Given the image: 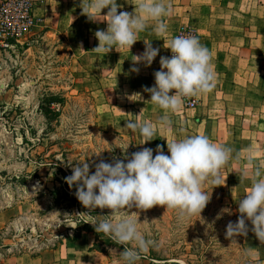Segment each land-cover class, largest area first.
Masks as SVG:
<instances>
[{
    "label": "rangeland",
    "instance_id": "374dc122",
    "mask_svg": "<svg viewBox=\"0 0 264 264\" xmlns=\"http://www.w3.org/2000/svg\"><path fill=\"white\" fill-rule=\"evenodd\" d=\"M29 2L31 21L22 22L14 6L0 22L8 43L0 42V264H58L69 254L76 264H119L124 246L85 222L105 215L135 217L156 241L137 264H153V253L174 257L164 264H255L248 255L259 252L251 222L246 236L225 233L241 215L237 200L250 187L241 172L251 175L255 163L264 162V0H165L167 39L197 36L211 53L215 77L211 91L184 98L177 112L167 113L171 131L158 123L164 110L144 91L155 83L160 57L172 55L164 37L149 28L131 48L97 53L94 33L107 29V8L93 22L82 14L81 0ZM137 2L117 0L118 12H134ZM144 40L159 48L150 66L132 60L145 50ZM137 115L157 128L144 144L138 130L125 127ZM194 134L232 149L222 185H202L210 199L201 214L181 220L164 205L89 210L64 179L81 162L94 173L101 160L125 159L121 148L128 145V158L144 147L155 156L157 145L170 155L164 137ZM250 147L256 156L251 166ZM75 241L77 247L70 244ZM96 249L102 259L88 254Z\"/></svg>",
    "mask_w": 264,
    "mask_h": 264
},
{
    "label": "clouds",
    "instance_id": "9594fccd",
    "mask_svg": "<svg viewBox=\"0 0 264 264\" xmlns=\"http://www.w3.org/2000/svg\"><path fill=\"white\" fill-rule=\"evenodd\" d=\"M134 5L132 13L118 12L117 0H81L80 7L82 14L93 22L101 20L97 14L102 15V10L108 9L102 15L107 21V29L94 33L99 42L94 48L97 53H108L113 48L121 52L126 46L131 48L138 34L149 28L156 36L164 37V47L170 49L172 55L160 57V69L153 73L155 83L151 87L144 86V91L151 94L153 104L164 110L158 123L171 131L172 122L167 113L177 112L184 98L207 93L214 87L211 53L195 35H176L167 39L165 18L170 14V5L165 0H138ZM144 43L143 53L135 55L132 60L150 66L159 48L153 47L148 40ZM133 71L139 69L133 68ZM125 127L133 132L139 131L144 138L140 144L152 140L157 131L151 121L139 115L135 120H127ZM164 138L170 155L157 145L155 156L153 148L144 147L128 158V145L121 148L125 159L113 157L112 163L101 160L95 164L94 173H90L89 163L81 162L73 165L72 174L64 179L70 188L76 186L74 195L89 210L99 207L118 213L133 205L139 209L164 205L166 209L177 210L181 220L201 214L210 199L202 185H222L221 169L232 158V149L202 134ZM247 161L250 166L256 161L251 147ZM240 179L241 182L249 179L250 187L245 189L244 197L237 200L241 215L236 222L229 221L225 235L229 238L238 234L246 236L249 231L246 220H249L250 230L264 243V162H256L251 175L248 170L242 171ZM85 222H91L97 233H104L124 246L120 251L119 264H137L141 254L157 246L156 241L140 230L137 219L131 215H105L104 219ZM65 224L75 227L69 221ZM248 255L253 257L251 252Z\"/></svg>",
    "mask_w": 264,
    "mask_h": 264
},
{
    "label": "built area",
    "instance_id": "2783aa9c",
    "mask_svg": "<svg viewBox=\"0 0 264 264\" xmlns=\"http://www.w3.org/2000/svg\"><path fill=\"white\" fill-rule=\"evenodd\" d=\"M8 1V0H7ZM5 1L2 2L0 4V22L4 23V18L5 15L7 13V11L9 10V8L11 7H16V9L20 10V12L22 13L21 15V21L26 23L24 19H29L31 21V19H33L35 16L32 14V8H31V3L29 2V0H10V1ZM7 35L6 32L4 30H0V42L3 46L8 45L7 41Z\"/></svg>",
    "mask_w": 264,
    "mask_h": 264
},
{
    "label": "crops",
    "instance_id": "0c3cea01",
    "mask_svg": "<svg viewBox=\"0 0 264 264\" xmlns=\"http://www.w3.org/2000/svg\"><path fill=\"white\" fill-rule=\"evenodd\" d=\"M5 1L6 0H0V3L5 2ZM255 239H256L257 249L259 248V252L257 251V254L258 255L253 256L254 257L253 259L255 260L254 262H255V264H264V247H263L264 243H261L257 237ZM76 243H78V242L75 241V242H71L70 244H74L77 247V244ZM78 249L79 248H77V250ZM95 251L88 250V254L97 255L98 257H101V259H102L103 253L100 252V251H97V252H95ZM64 258H66V259H62L64 261L58 262V264H76L75 263V260L73 259V256L71 254H69L68 256L64 255ZM20 263H22V262L19 261V264ZM100 263H101V261L100 262H97V264H100ZM12 264H15V263H12Z\"/></svg>",
    "mask_w": 264,
    "mask_h": 264
},
{
    "label": "trees",
    "instance_id": "16d2710c",
    "mask_svg": "<svg viewBox=\"0 0 264 264\" xmlns=\"http://www.w3.org/2000/svg\"><path fill=\"white\" fill-rule=\"evenodd\" d=\"M66 185V183H65ZM72 191H76V186H74V190ZM68 196V195H67ZM70 198H72V200L75 199L74 195H69ZM98 251H102V250H99V249H96ZM150 259L152 260V263L153 264H164V263H169L171 261L172 258L166 256V255H161V254H158V253H153L151 256H149ZM176 264H182V263H176Z\"/></svg>",
    "mask_w": 264,
    "mask_h": 264
}]
</instances>
